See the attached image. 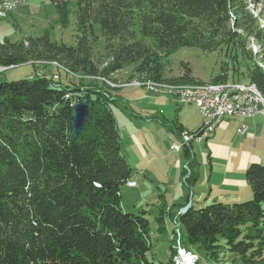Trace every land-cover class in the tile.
Masks as SVG:
<instances>
[{
    "label": "trees",
    "instance_id": "16d2710c",
    "mask_svg": "<svg viewBox=\"0 0 264 264\" xmlns=\"http://www.w3.org/2000/svg\"><path fill=\"white\" fill-rule=\"evenodd\" d=\"M51 1L56 23L68 25L69 0ZM76 3L75 44L52 39L49 31L0 41V70L35 67L29 78L0 80V264H154L148 257L153 243L147 210L137 214L122 204L121 187L135 170L112 108L124 101L114 75L134 65L144 83L204 85L188 64L183 75L167 76V59L183 47L226 48L253 63L248 83L264 95V0ZM252 39L259 49L252 48ZM48 63L59 69L51 77L39 72ZM63 71L67 82L59 78ZM228 71L210 83H229ZM86 99L89 117L75 135L73 104ZM176 123L172 129L181 130ZM192 144H184L191 168L187 177L183 170L188 201L199 178ZM246 174L250 199H214L200 207L192 202L184 213L188 201L162 202L158 231L166 230L168 212L175 224L185 225L187 249L197 246L217 258L224 248L239 253L242 264H264V163H251ZM174 242L170 264H178Z\"/></svg>",
    "mask_w": 264,
    "mask_h": 264
},
{
    "label": "rangeland",
    "instance_id": "374dc122",
    "mask_svg": "<svg viewBox=\"0 0 264 264\" xmlns=\"http://www.w3.org/2000/svg\"><path fill=\"white\" fill-rule=\"evenodd\" d=\"M3 1V0H2ZM76 9L77 3L76 0H69V17L70 22L66 26H61L57 24L58 20V12L51 0H24L22 4L16 5L11 11L7 12V17L0 16V41L4 38H9L11 40H21L28 36H39L43 35L47 31H49L50 36L54 40L65 41L67 43H76ZM96 31L100 34V26L96 25ZM251 46L254 50L259 49V45L256 40L252 39ZM166 75L169 77H177L179 75H183L185 71V64H188L192 70V74L198 83L209 84L213 79L218 77L224 72V69H229L228 71V81L236 83H248L249 80V72L253 67V63L250 62L247 58H245L242 54L234 51L227 50L226 48H219L212 51H205L198 47H183L179 50L175 51L173 54L169 56L166 62ZM43 69V66H41ZM35 67L31 63H26L19 66L8 67L0 70V80H18L22 78H29L33 75ZM48 70V69H46ZM134 72V65L125 67L117 74H115V79L118 82L116 85L120 88L126 86H138V87H147L146 85L141 84V77ZM44 74V73H43ZM47 76H52L48 72L45 73ZM75 81H78V78H74ZM200 79V80H199ZM63 82H67L68 78L65 72L62 73ZM143 80V79H142ZM90 79H85V83H89ZM236 82V83H235ZM211 85V84H209ZM208 85V86H209ZM207 86V87H208ZM148 88H150L148 86ZM153 94L154 90L149 89ZM125 92V90L121 91ZM156 94V93H155ZM179 104H186L180 103ZM189 104V103H187ZM175 108L170 110V113L173 115L172 118L179 116V112L176 111ZM113 112L117 118V124L121 133V146L125 153H128V147L130 145V131H131V123L137 121V117L135 115L134 110L136 109L134 102L129 98H125L124 101L120 100L117 104H112ZM175 109V110H174ZM136 111V110H135ZM134 112V113H133ZM137 112V111H136ZM138 113V112H137ZM200 116L207 120L201 113ZM226 122L229 129L233 130V126L229 119H226ZM225 125L222 123L217 126L215 129H219L224 127ZM237 127V126H236ZM235 127V129H236ZM212 133V132H211ZM213 136V135H212ZM175 143L180 144L182 146L181 153L184 156V162L181 167V170L186 165L185 160V151L182 139L178 137H174ZM205 142V140H203ZM160 144V143H159ZM199 141H195V151L197 152V160L194 162V168L198 167L200 174H202V178H209V173L211 172V162L210 157L207 155L203 156V152L199 150ZM161 155V152L158 153ZM169 154V153H168ZM166 161H158L160 164L170 165L174 161V155H167ZM220 160H224L223 158H217V162L220 164ZM222 165L224 162H221ZM252 163V162H251ZM250 163V164H251ZM263 163V162H260ZM220 165H217L214 171V175L217 176L218 169ZM179 181L172 183L170 185L169 190H166L165 187H162L163 193L165 194L164 198L159 197V189L156 187L159 183L149 181V179L143 178V184L150 190V186L152 187V193L156 192V196L152 197L147 194H141V204L136 203L134 201L136 194L133 189H130L126 184L122 185L121 191L123 196V207L127 211H133L137 214H140L143 210H147V217L150 219L151 223V238L153 247L148 254L149 259H151L154 264H170V244L171 239L175 241V231L178 228V233L180 236L177 237V242L174 244L176 247V254L173 256L174 260L178 264H242L239 253L227 251L224 248L219 252L218 257L215 255H207L203 249L198 248L197 246H191L190 248H186L184 245V241L186 238V227L182 222L178 224H173V221L169 215L166 213V230L163 232L158 231V223L156 216L159 215V206L162 201L167 203L169 206L174 204L177 201H185L188 196V186L185 184V177L181 174ZM240 168H237L236 172L240 171ZM247 173V170H246ZM203 180V179H202ZM203 182V181H202ZM202 182L200 185H202ZM135 189V188H134ZM184 191H187L184 192ZM193 192V191H192ZM139 193V192H138ZM145 193H148L146 191ZM178 195L176 200L174 199V195ZM198 192H196L194 199L191 196V199L194 201L196 207H200L202 205H206L205 199L202 201H198ZM144 197L146 200H144ZM250 199V198H249ZM248 200V199H246ZM242 200V201H246ZM183 202V203H185ZM264 206V204H263ZM178 208L172 209V213L174 215L178 214ZM172 226H174V231L171 230ZM181 231L182 235L181 236ZM175 243V242H174ZM188 250V253L193 255L192 260H188L185 255L184 249Z\"/></svg>",
    "mask_w": 264,
    "mask_h": 264
},
{
    "label": "crops",
    "instance_id": "0c3cea01",
    "mask_svg": "<svg viewBox=\"0 0 264 264\" xmlns=\"http://www.w3.org/2000/svg\"><path fill=\"white\" fill-rule=\"evenodd\" d=\"M39 72L41 74L48 72L50 75H55L59 72V69L57 68V64L48 63L43 65V69ZM63 72L59 73L60 79H62ZM68 77L70 76L67 75ZM123 90H125L123 92L124 99L129 97L134 102L135 110L138 112L134 110L138 120L130 122L129 151L128 153L124 152L135 170L132 180L136 181L137 185H126L130 189L139 192H134L136 194L134 201L138 204L142 203L141 194H147L152 197L156 196V192L152 193L151 186V189L148 190L145 184L142 183L144 177L152 181V184L154 182L159 183L156 187L160 193L157 195L164 198L165 194L162 187L169 190L172 183L177 182V179L179 181V170H181L184 162V156L181 153L182 148L180 150L171 148L175 143L174 137L181 139L182 132L197 131L206 123V119L200 116L199 108L194 103L179 104L173 96L158 93L153 94L147 87L126 86L121 88V91ZM174 105L177 106L176 111L179 112V116L172 118L173 115L170 113V110L172 112V109L175 108ZM226 119L230 120L234 128L233 130L229 129L227 124L229 122H226ZM173 121H177L176 124L182 125L183 128L178 131L173 130L172 128H175L172 125ZM222 123L225 125L224 127L215 129L212 133L210 132L207 138L203 139L205 142L202 140L200 141L202 145H199V150L203 152V156L207 152V155L210 157L211 172L209 173V178L206 180V178H202V174H200L197 167L199 178L192 190V197L194 199L196 192H198V201L205 199V203H209L214 199L235 202L251 198L252 188L247 178L246 170L251 162L264 163L263 116H228ZM242 124H245L247 127L243 133L238 131ZM194 143L192 147L195 152V159H197ZM160 152L161 155L158 154ZM168 153L174 155V161L170 165L158 163V161L165 162V157L169 155ZM217 158H223L224 160H220L219 164ZM185 160L187 165L186 155ZM221 162H224L223 165ZM217 165H220V168L218 169L217 176H215L214 171ZM237 168L241 170L236 172ZM183 170H181L182 175ZM201 182L202 185H200ZM146 191L148 193H145ZM187 191L191 193L189 189ZM187 191L184 192L187 193ZM177 196L176 194L173 196L175 200ZM144 200H146L145 197ZM187 201L188 196L186 198ZM178 202L183 203L185 201H177L175 203ZM192 202L194 201L192 200ZM173 224L175 223L173 222ZM173 229L174 226H172L171 230L173 231Z\"/></svg>",
    "mask_w": 264,
    "mask_h": 264
},
{
    "label": "built area",
    "instance_id": "2783aa9c",
    "mask_svg": "<svg viewBox=\"0 0 264 264\" xmlns=\"http://www.w3.org/2000/svg\"><path fill=\"white\" fill-rule=\"evenodd\" d=\"M19 3H12V0L0 1V16L6 14V8H12ZM156 93V92H155ZM163 95L173 96L177 102L180 103H194L198 106L200 113L207 118L206 123L199 131L195 132H182V142L184 144H190L195 141H202L208 136V128L211 126H219L223 120L228 116H240V117H264V105L261 103V97H255L249 86H237L229 87L228 90L220 91L217 94H210L204 92V94H189V93H158ZM246 125L238 129L243 133L246 130ZM171 148L180 150L182 146L174 143ZM186 176L191 173L189 165L185 166ZM129 186H136L137 182L130 180L127 182ZM180 236L178 228L175 231V244L177 237Z\"/></svg>",
    "mask_w": 264,
    "mask_h": 264
},
{
    "label": "bare ground",
    "instance_id": "6f19581e",
    "mask_svg": "<svg viewBox=\"0 0 264 264\" xmlns=\"http://www.w3.org/2000/svg\"><path fill=\"white\" fill-rule=\"evenodd\" d=\"M3 1H6V0H3ZM23 2H24V0H12V3L22 4ZM14 7H16V6H14ZM14 7L6 8V14H1V16L2 17L6 16L7 12L12 10ZM140 82H141V84L139 83L138 84L139 86H142V84L146 85L147 88L149 86L156 93H165L166 92V93H172V94H179L181 92L189 93V94H204V92H207L210 94H217L220 91L228 90L229 87L249 86L251 88L252 94L255 97H261V103L264 105V95L259 91L256 84H254V83H236L235 82L236 84H233V82H229V83L226 82V83H220V84L209 83L211 85L203 83L204 85L196 84V85H189V86H170L168 84H162V83L161 84H155V83H151V82H149V83H144L142 81H140ZM187 84H189V83H187ZM150 88H148V89H150ZM216 127L217 126L209 127L208 128V135L210 132H213ZM184 252H185V255L187 256V259L192 260L193 255L191 253H188V250H186V249H184Z\"/></svg>",
    "mask_w": 264,
    "mask_h": 264
},
{
    "label": "water",
    "instance_id": "95a60500",
    "mask_svg": "<svg viewBox=\"0 0 264 264\" xmlns=\"http://www.w3.org/2000/svg\"><path fill=\"white\" fill-rule=\"evenodd\" d=\"M89 106H90L89 99L79 101L73 104L72 126L75 135L80 134V132L82 131L84 125L88 120L90 113ZM191 205H192V199H190L188 203L181 208L180 212L184 213L188 211Z\"/></svg>",
    "mask_w": 264,
    "mask_h": 264
}]
</instances>
